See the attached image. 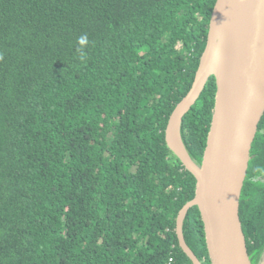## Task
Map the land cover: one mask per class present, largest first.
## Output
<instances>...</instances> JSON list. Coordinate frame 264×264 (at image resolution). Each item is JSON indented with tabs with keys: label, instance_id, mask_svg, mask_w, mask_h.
<instances>
[{
	"label": "trees",
	"instance_id": "1",
	"mask_svg": "<svg viewBox=\"0 0 264 264\" xmlns=\"http://www.w3.org/2000/svg\"><path fill=\"white\" fill-rule=\"evenodd\" d=\"M217 0H0V264H193L196 178L168 147ZM85 43L80 44V38ZM211 76L184 116L201 163ZM240 216L264 259V115ZM187 243L211 264L197 206Z\"/></svg>",
	"mask_w": 264,
	"mask_h": 264
},
{
	"label": "water",
	"instance_id": "2",
	"mask_svg": "<svg viewBox=\"0 0 264 264\" xmlns=\"http://www.w3.org/2000/svg\"><path fill=\"white\" fill-rule=\"evenodd\" d=\"M217 15L219 50L215 46ZM212 75L217 84L215 105L198 163L189 153L181 129L184 116ZM263 115L264 0H217L193 84L173 110L165 134L168 147L196 178L195 196L177 217L180 246L193 264L203 262L187 243L183 227L194 206L200 210L211 264H253L240 207Z\"/></svg>",
	"mask_w": 264,
	"mask_h": 264
},
{
	"label": "bare ground",
	"instance_id": "3",
	"mask_svg": "<svg viewBox=\"0 0 264 264\" xmlns=\"http://www.w3.org/2000/svg\"><path fill=\"white\" fill-rule=\"evenodd\" d=\"M218 19H219V15H217L216 21H215V23H216V27H215V34H216L215 40H216V44H215V46L219 50V48H220V36H219V34H220V27H219V21H218ZM217 21H218V24H217Z\"/></svg>",
	"mask_w": 264,
	"mask_h": 264
},
{
	"label": "clouds",
	"instance_id": "4",
	"mask_svg": "<svg viewBox=\"0 0 264 264\" xmlns=\"http://www.w3.org/2000/svg\"><path fill=\"white\" fill-rule=\"evenodd\" d=\"M79 42H80V44H84L85 43V38L81 37Z\"/></svg>",
	"mask_w": 264,
	"mask_h": 264
},
{
	"label": "built area",
	"instance_id": "5",
	"mask_svg": "<svg viewBox=\"0 0 264 264\" xmlns=\"http://www.w3.org/2000/svg\"><path fill=\"white\" fill-rule=\"evenodd\" d=\"M168 264H172V259H170V261L168 262Z\"/></svg>",
	"mask_w": 264,
	"mask_h": 264
},
{
	"label": "flooded vegetation",
	"instance_id": "6",
	"mask_svg": "<svg viewBox=\"0 0 264 264\" xmlns=\"http://www.w3.org/2000/svg\"><path fill=\"white\" fill-rule=\"evenodd\" d=\"M252 151V150H251ZM252 158V157H251ZM250 162H251V160H250ZM249 167H250V165H249ZM248 172H249V170H248Z\"/></svg>",
	"mask_w": 264,
	"mask_h": 264
},
{
	"label": "rangeland",
	"instance_id": "7",
	"mask_svg": "<svg viewBox=\"0 0 264 264\" xmlns=\"http://www.w3.org/2000/svg\"><path fill=\"white\" fill-rule=\"evenodd\" d=\"M263 264V263H262Z\"/></svg>",
	"mask_w": 264,
	"mask_h": 264
}]
</instances>
